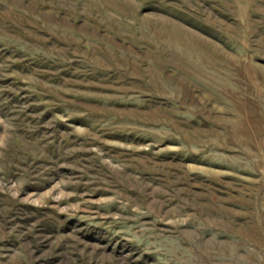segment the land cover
Here are the masks:
<instances>
[{"label": "rangeland", "instance_id": "374dc122", "mask_svg": "<svg viewBox=\"0 0 264 264\" xmlns=\"http://www.w3.org/2000/svg\"><path fill=\"white\" fill-rule=\"evenodd\" d=\"M0 264H264V0H0Z\"/></svg>", "mask_w": 264, "mask_h": 264}]
</instances>
